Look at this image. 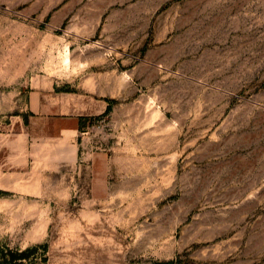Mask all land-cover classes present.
I'll use <instances>...</instances> for the list:
<instances>
[{"label":"rangeland","instance_id":"1","mask_svg":"<svg viewBox=\"0 0 264 264\" xmlns=\"http://www.w3.org/2000/svg\"><path fill=\"white\" fill-rule=\"evenodd\" d=\"M23 90L62 159L0 194V264H264V0H0Z\"/></svg>","mask_w":264,"mask_h":264},{"label":"crops","instance_id":"2","mask_svg":"<svg viewBox=\"0 0 264 264\" xmlns=\"http://www.w3.org/2000/svg\"><path fill=\"white\" fill-rule=\"evenodd\" d=\"M42 97L26 90L0 91V194L28 180L32 165L49 157L50 148L59 147L62 159L64 119L50 113Z\"/></svg>","mask_w":264,"mask_h":264},{"label":"bare ground","instance_id":"3","mask_svg":"<svg viewBox=\"0 0 264 264\" xmlns=\"http://www.w3.org/2000/svg\"><path fill=\"white\" fill-rule=\"evenodd\" d=\"M63 60H64V62H66V63L68 62V58H67V57H65ZM63 60H62V61H63ZM68 63H69V62H68ZM63 64H64V63H63ZM2 205H3V204H2Z\"/></svg>","mask_w":264,"mask_h":264}]
</instances>
